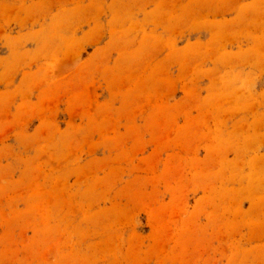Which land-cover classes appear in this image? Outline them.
Wrapping results in <instances>:
<instances>
[{
  "label": "rangeland",
  "instance_id": "374dc122",
  "mask_svg": "<svg viewBox=\"0 0 264 264\" xmlns=\"http://www.w3.org/2000/svg\"><path fill=\"white\" fill-rule=\"evenodd\" d=\"M0 264H264V0H0Z\"/></svg>",
  "mask_w": 264,
  "mask_h": 264
}]
</instances>
